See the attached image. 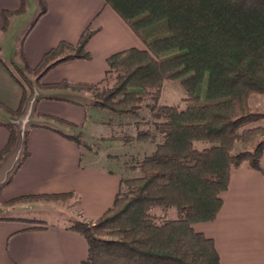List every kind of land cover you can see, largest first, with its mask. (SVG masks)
I'll list each match as a JSON object with an SVG mask.
<instances>
[{
  "label": "trees",
  "instance_id": "16d2710c",
  "mask_svg": "<svg viewBox=\"0 0 264 264\" xmlns=\"http://www.w3.org/2000/svg\"><path fill=\"white\" fill-rule=\"evenodd\" d=\"M104 1L146 48L109 56L106 76L99 83H42L52 70L92 58L88 44L96 30L91 26L77 43L63 41L45 54L37 68L29 66L24 43L47 13L44 0H37L40 13L20 42L18 62L3 61L0 47V62L23 90L17 110L0 104L11 118L0 120L10 133L0 162L15 150L20 137L22 158L14 173L29 156V131L39 125L20 133L18 119L27 111L36 88L85 93L91 97L88 103L73 104L119 118H142L119 124L134 126L136 135L124 136L126 141L153 146L133 166L137 175L122 177L112 207L99 219L69 226L87 240L88 254L82 264H221L214 240L194 226L217 218L232 170L263 171L264 125L260 123L264 112L255 109L251 100L264 94V0ZM26 2L22 0L17 12H4L3 31L15 15L26 13ZM165 82L180 83L185 92L183 107L161 103ZM44 118L57 126L46 128L76 143L84 157L83 149L90 146L81 127ZM71 196H25L7 204L66 201ZM158 207L175 209L176 217L154 214ZM21 220L35 227L44 224Z\"/></svg>",
  "mask_w": 264,
  "mask_h": 264
},
{
  "label": "crops",
  "instance_id": "0c3cea01",
  "mask_svg": "<svg viewBox=\"0 0 264 264\" xmlns=\"http://www.w3.org/2000/svg\"><path fill=\"white\" fill-rule=\"evenodd\" d=\"M44 1L47 13L39 18L24 43V53L32 69L61 42L75 44L88 26L96 30L88 44L92 58L52 70L42 81L45 85H57L65 80L99 83L106 76L109 56L129 48H145L104 0ZM21 6L22 0H0V34L5 32L4 12H17ZM18 17L15 15L11 20ZM1 57L5 61L4 55ZM10 58L18 61L17 52ZM78 96L71 90L40 89L27 106L25 116L32 117L33 125L39 127L34 126L29 131V156L14 173L22 158L19 153L0 183V264H82L88 254V243L83 235L69 229V224L44 222L35 227L21 219H36L27 215L28 212L75 200L69 221H95L115 201L122 179L118 171L100 167L98 156L85 160L76 143L45 127L56 126L44 118L47 116L85 128L87 107L73 104L78 102ZM22 97L21 86L0 62V104L17 110ZM0 111L6 112L2 108ZM37 113L41 117L38 118ZM0 117L1 121L11 119L9 114ZM9 138L8 129L0 124V154ZM64 194L72 196L66 201L7 204L25 196ZM222 199L217 218L196 224L195 230L214 240L221 264H264V155L262 172L247 167L232 170Z\"/></svg>",
  "mask_w": 264,
  "mask_h": 264
},
{
  "label": "rangeland",
  "instance_id": "374dc122",
  "mask_svg": "<svg viewBox=\"0 0 264 264\" xmlns=\"http://www.w3.org/2000/svg\"><path fill=\"white\" fill-rule=\"evenodd\" d=\"M26 3V13L16 19L11 20L10 26L7 31L0 34L1 50L3 48V54L1 55H4V59L7 63L14 62L15 59H11L10 56H13L16 52L18 57L20 42L26 36L28 30L31 28L32 24L40 13V7L37 0H27ZM17 42H19L18 46ZM39 90L40 89L36 88V91ZM76 95H79L78 97H76V100H78L79 102L88 103L91 99L90 95H87L85 93H76ZM33 97L31 98V100L33 99ZM184 97L185 92L179 82H165L161 99L162 104L183 107L184 105L182 104V102ZM251 105L258 111L264 112V94L254 96L251 100ZM26 112L24 116H22V118L18 119V128L20 130V133L33 125L34 122V119H32V117L29 118V116H25ZM87 113L88 121L82 131L85 134V139L88 141L91 150L89 149L90 147H85L83 149L85 160H88L91 157L96 158V156H98V158L96 159H98L99 166L102 168H112L118 171L119 175L123 178L133 177L137 175L138 171H134L132 169L133 166L137 164L138 159H140L145 153L151 152L153 150V146H150L151 144H143L142 142H138L136 140L126 141L124 139V136L127 137L128 135L131 137L132 135H136L134 126L120 127L119 124L120 122L124 124L128 122L136 123L137 121L142 120V118L132 119L131 116L119 118L111 115L106 111L96 109L91 106L87 107ZM7 114L6 112L0 111V115ZM144 115L145 114H143V116ZM109 122L112 123L110 126L106 124ZM260 124L264 125V121ZM145 128L146 126L141 127V129ZM101 137H105V139H100ZM18 157L19 154L17 155L16 160L18 159ZM102 158L105 160H102ZM74 206L75 200L68 201L63 204H61L60 202L59 204H56V206L44 207L42 210L28 212L27 215L36 216L35 218L37 220L45 223H63L66 225H71L72 223L69 220L70 214L73 213V209L75 208ZM154 214H167L168 217L174 218L176 217V210H164L163 208L158 207L154 209ZM29 225L34 226V224Z\"/></svg>",
  "mask_w": 264,
  "mask_h": 264
},
{
  "label": "water",
  "instance_id": "95a60500",
  "mask_svg": "<svg viewBox=\"0 0 264 264\" xmlns=\"http://www.w3.org/2000/svg\"><path fill=\"white\" fill-rule=\"evenodd\" d=\"M22 146V139H19L16 149L5 159L0 167V183L5 179V175L11 170L14 162L16 161L17 155Z\"/></svg>",
  "mask_w": 264,
  "mask_h": 264
}]
</instances>
